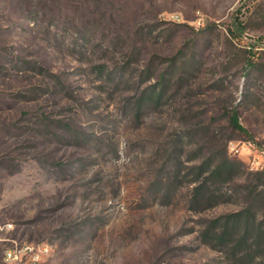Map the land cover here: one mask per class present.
<instances>
[{
  "label": "rangeland",
  "instance_id": "rangeland-1",
  "mask_svg": "<svg viewBox=\"0 0 264 264\" xmlns=\"http://www.w3.org/2000/svg\"><path fill=\"white\" fill-rule=\"evenodd\" d=\"M256 150L264 0H0V264H264Z\"/></svg>",
  "mask_w": 264,
  "mask_h": 264
},
{
  "label": "built area",
  "instance_id": "built-area-1",
  "mask_svg": "<svg viewBox=\"0 0 264 264\" xmlns=\"http://www.w3.org/2000/svg\"><path fill=\"white\" fill-rule=\"evenodd\" d=\"M229 147L231 150L235 149L233 142H230ZM251 168L264 170V151H255L251 161ZM49 252L50 250H42L40 243L25 242L21 245L14 244L12 245V258L5 262L23 264V260H31V264H41Z\"/></svg>",
  "mask_w": 264,
  "mask_h": 264
},
{
  "label": "trees",
  "instance_id": "trees-1",
  "mask_svg": "<svg viewBox=\"0 0 264 264\" xmlns=\"http://www.w3.org/2000/svg\"><path fill=\"white\" fill-rule=\"evenodd\" d=\"M176 58H177V56H174V57H172L170 59L172 65L175 63ZM154 93H155L154 91H151L150 92V96H153ZM157 95L159 96L160 94L158 93ZM230 121H231L232 126L235 129L240 130V131H245V128L239 122V119H238V116H237L236 112H232L231 113ZM233 164H234V162H232L226 156L223 159H221L219 162H217L216 164H214V166H213V164H208V161L207 162H203L201 165H199V169L201 171H210V175L212 177V176H218V175H221L223 173L230 172V170L233 167ZM259 173H262V171L259 172ZM205 184H206V182H205ZM198 188L199 187H197L196 189H198ZM240 218H245V221H246L245 222L246 223L245 225L247 226L245 228V231H247L248 226H249V219H250V215H249L248 212H238V213L232 214L231 216H228L226 218H223V219H225V221H224L225 229L229 227L230 221H232V224H233L234 221H237ZM224 234H225V232H223V235Z\"/></svg>",
  "mask_w": 264,
  "mask_h": 264
},
{
  "label": "bare ground",
  "instance_id": "bare-ground-1",
  "mask_svg": "<svg viewBox=\"0 0 264 264\" xmlns=\"http://www.w3.org/2000/svg\"><path fill=\"white\" fill-rule=\"evenodd\" d=\"M40 247L42 250H48L46 244H40ZM10 258H12V246H8L4 249V260L8 261ZM25 264H31V260H26Z\"/></svg>",
  "mask_w": 264,
  "mask_h": 264
}]
</instances>
